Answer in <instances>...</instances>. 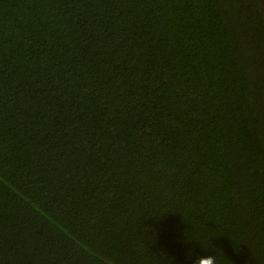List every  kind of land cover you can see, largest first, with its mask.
Wrapping results in <instances>:
<instances>
[{"label": "trees", "instance_id": "trees-1", "mask_svg": "<svg viewBox=\"0 0 264 264\" xmlns=\"http://www.w3.org/2000/svg\"><path fill=\"white\" fill-rule=\"evenodd\" d=\"M264 264L260 0H0V264Z\"/></svg>", "mask_w": 264, "mask_h": 264}, {"label": "clouds", "instance_id": "clouds-1", "mask_svg": "<svg viewBox=\"0 0 264 264\" xmlns=\"http://www.w3.org/2000/svg\"><path fill=\"white\" fill-rule=\"evenodd\" d=\"M193 264H216V258L213 254L207 256H201Z\"/></svg>", "mask_w": 264, "mask_h": 264}, {"label": "water", "instance_id": "water-1", "mask_svg": "<svg viewBox=\"0 0 264 264\" xmlns=\"http://www.w3.org/2000/svg\"><path fill=\"white\" fill-rule=\"evenodd\" d=\"M260 11L263 15V24H264V0H260Z\"/></svg>", "mask_w": 264, "mask_h": 264}]
</instances>
